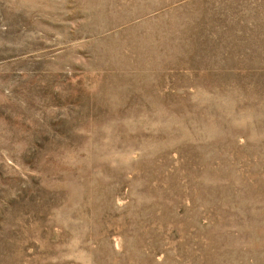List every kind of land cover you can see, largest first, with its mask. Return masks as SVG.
<instances>
[{"label":"rangeland","instance_id":"1","mask_svg":"<svg viewBox=\"0 0 264 264\" xmlns=\"http://www.w3.org/2000/svg\"><path fill=\"white\" fill-rule=\"evenodd\" d=\"M0 264H264V0H0Z\"/></svg>","mask_w":264,"mask_h":264}]
</instances>
